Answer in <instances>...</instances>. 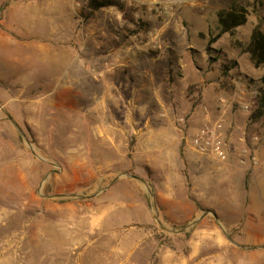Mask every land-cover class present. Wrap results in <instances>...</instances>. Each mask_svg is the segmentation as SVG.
Returning a JSON list of instances; mask_svg holds the SVG:
<instances>
[{"label": "rangeland", "instance_id": "rangeland-1", "mask_svg": "<svg viewBox=\"0 0 264 264\" xmlns=\"http://www.w3.org/2000/svg\"><path fill=\"white\" fill-rule=\"evenodd\" d=\"M115 1L86 18L87 0H0V264H237L249 196L186 139L206 108L237 131L241 87L257 106L264 66L236 42L264 32V0H237L247 23L211 54L233 0ZM109 53L111 72L87 69ZM103 97L111 117L77 103ZM245 118L263 144L264 119Z\"/></svg>", "mask_w": 264, "mask_h": 264}, {"label": "crops", "instance_id": "crops-1", "mask_svg": "<svg viewBox=\"0 0 264 264\" xmlns=\"http://www.w3.org/2000/svg\"><path fill=\"white\" fill-rule=\"evenodd\" d=\"M105 56H109V61L104 59L103 62H95L93 65H87V69L103 73H105V69H107L108 72H111L115 69L110 62L112 61V58L110 57L111 54L109 53ZM75 60L78 61L77 58ZM80 67L81 66L78 65L76 70L80 71ZM100 67H104V69L99 70ZM236 84L239 87L241 85L245 86L244 83L238 81ZM249 89H242V87L238 89L236 94L237 100H248L249 97L247 95L253 93V89L251 87ZM77 103L79 105L88 103L89 107L87 110L89 112L101 111L104 114L107 113L109 117H111V113L114 111L112 100L108 97H103L102 100L100 98L99 101H94V103L91 99H88L87 102L83 99L77 100ZM116 104L117 106L119 105V109L123 110L121 101L116 102ZM237 106L239 105L237 104ZM78 109L83 112V107H78ZM244 118L246 120L249 119L248 112L241 109L239 114H237V131H233V133L229 134L230 140L232 141L228 161L221 162L215 158L199 154L192 148L191 150L197 155L195 158L203 165H215L220 168L227 167L229 174L226 176H229L234 181L237 180V184L239 183L244 186V192L248 194L251 202L248 208H243L241 210L237 208V217L244 216L245 218V222L242 227V235L239 239H237V264H255L254 261L256 257H264V141L262 144L257 143V141L253 143L247 140H250V138L248 135L244 134L245 131L241 125ZM224 125H226V121H224ZM235 135L237 136L236 140L234 139ZM247 145H249V148L256 154L258 158L257 165H252L249 157H240L238 155L240 149L246 147ZM237 190L241 191L240 188H237Z\"/></svg>", "mask_w": 264, "mask_h": 264}, {"label": "trees", "instance_id": "trees-1", "mask_svg": "<svg viewBox=\"0 0 264 264\" xmlns=\"http://www.w3.org/2000/svg\"><path fill=\"white\" fill-rule=\"evenodd\" d=\"M87 6L89 12L85 15L86 18H89L95 11L108 7V6H119V2L115 0H87ZM248 10L245 6L233 0L230 7L227 9H221L217 12V21L219 32L217 34L210 32V39L208 41L209 47L207 49L208 53L211 54L212 47L211 45L225 33L234 34L235 30L247 23L248 20ZM203 35V33H201ZM236 45L241 47L245 53L250 55V59L255 65L259 68L264 66V32L260 26H257L251 36L250 43L247 46H242V43L236 42ZM212 60L217 61V57H212ZM237 66L236 60L223 61L222 63V85L229 87L230 83L228 80H233L236 78V75L230 74V71ZM245 76V75H244ZM248 78L247 76H245ZM238 78V77H237ZM244 79V78H243ZM249 86L255 85L257 88V106L251 113L249 117L250 123H256L261 119H264V74L255 82L254 79H250L248 83ZM169 244V243H168Z\"/></svg>", "mask_w": 264, "mask_h": 264}, {"label": "built area", "instance_id": "built-area-1", "mask_svg": "<svg viewBox=\"0 0 264 264\" xmlns=\"http://www.w3.org/2000/svg\"><path fill=\"white\" fill-rule=\"evenodd\" d=\"M253 92L255 93V91ZM220 101L223 103L225 99L221 98ZM237 104L242 110L250 112L251 106L248 103H243L240 99V101L237 100ZM178 120L185 122L184 117H180ZM204 121L203 126L190 139H186V142L190 148L199 154L215 158L221 162L228 161L231 140L228 131L225 130L224 122L221 120L216 121L211 111L207 108L204 114ZM238 153L240 157H249L252 165L258 164V158L249 148V145L241 148Z\"/></svg>", "mask_w": 264, "mask_h": 264}]
</instances>
